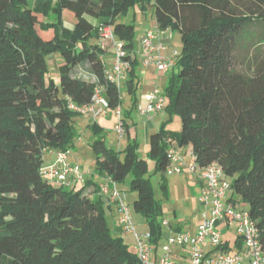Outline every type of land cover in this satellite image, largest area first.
<instances>
[{
    "label": "trees",
    "instance_id": "trees-1",
    "mask_svg": "<svg viewBox=\"0 0 264 264\" xmlns=\"http://www.w3.org/2000/svg\"><path fill=\"white\" fill-rule=\"evenodd\" d=\"M132 7L152 8L156 28L181 40L164 107L179 116L181 130L152 133L148 160L165 172L174 141L191 148L198 166H221L233 178L232 200L247 207L264 250V0H45L33 8L28 0H0V264H139L122 238L112 236L107 203L91 179L68 189L40 173L46 152L74 148L78 114L68 102L86 105L104 85L109 109L121 107V92L105 80L112 50L101 39L105 27L127 53L124 90L137 107L134 26L118 20ZM66 11L75 20L71 28ZM50 14L54 20L46 22ZM48 57L59 59L53 71ZM241 64L251 74L239 72ZM124 128L128 145L117 152L92 121L94 172L117 184L131 176L133 209L144 218L149 243L158 245L164 234L145 178L148 163ZM90 186L92 197L85 194Z\"/></svg>",
    "mask_w": 264,
    "mask_h": 264
},
{
    "label": "built area",
    "instance_id": "built-area-1",
    "mask_svg": "<svg viewBox=\"0 0 264 264\" xmlns=\"http://www.w3.org/2000/svg\"><path fill=\"white\" fill-rule=\"evenodd\" d=\"M167 31H160L157 28L144 33L141 39L140 57L144 65H152L157 72L171 74L177 66L179 53L172 50L165 55L167 49L164 43ZM172 37V33L168 34ZM102 42H109L112 45L113 57L111 68H105L106 82L115 85L121 92L128 77L131 67L127 59V53L122 49V43L118 42L111 27L101 30ZM105 86L97 85L93 91L90 102L83 106H77L68 102V109L78 115L87 116L95 121L98 117L104 116L109 109L108 101L104 97ZM138 114L144 117H153L164 111V96L158 91L148 92L144 96V102L137 104ZM119 118L116 133L119 139L125 136L124 124L121 120V109L114 110ZM69 152L57 151L53 164L42 167L40 173L48 182L71 187L73 184L83 183L91 176V171L75 163L68 162ZM169 164L165 169L167 175H175L187 171L203 181L204 186L198 196L202 209L201 222L196 232L170 234L165 237L161 245V254L156 262L153 261V253L149 243V234L136 233L132 223V212L127 204L126 193L117 188V183L110 177H103L98 185L97 194L107 203L114 204L117 208L118 226L124 234L134 237V252L139 264H177L176 254L173 247L185 248L188 252L190 264H264V250L260 242V232L250 220L248 212L242 210L232 194L231 183L227 175L217 163L206 167H200L194 162L193 154H190L191 163L186 166L184 158L180 157L172 149L167 151ZM230 193V195H229ZM235 225V237L241 245L238 253L229 252L226 247L223 235L218 231L220 225L230 228ZM164 223L163 225H165Z\"/></svg>",
    "mask_w": 264,
    "mask_h": 264
},
{
    "label": "rangeland",
    "instance_id": "rangeland-1",
    "mask_svg": "<svg viewBox=\"0 0 264 264\" xmlns=\"http://www.w3.org/2000/svg\"><path fill=\"white\" fill-rule=\"evenodd\" d=\"M43 2H45V0L39 1L37 3L35 2V0H29L28 6L30 8H33L36 5L41 4ZM65 13H66L65 26L71 28L75 23L73 14L68 11H66ZM53 20H54L53 14H50L45 18L46 22ZM118 20L119 22L122 23L133 24L134 26L133 51L135 55H138V53L141 50L142 32H145L148 29L153 28L156 23L153 9L149 8L145 13H143L138 8L132 7L125 14L119 17ZM173 37L174 40L172 42V49L168 51L169 54L172 52V50H176L178 53H180L181 51V40L179 34L173 33ZM92 43H97V42L94 40L92 41ZM245 54L246 51L243 50L238 52L237 57L239 58V61L244 60ZM55 58L48 57L47 59V63L50 71H53L55 68V63H54ZM57 62L59 61L57 60ZM104 63L108 69L111 68L110 67L111 63L107 61H104ZM238 71L241 73L251 74V69L246 68L244 64L239 65ZM155 72L162 79V81L160 82L161 85L158 84L157 87H153L148 92L156 90L161 95H163L164 107H165L168 103V98L165 94V88L167 86L170 74L165 75L159 73L157 72L156 69ZM147 85L148 84L145 82L144 76L143 75L139 76V85L135 92L136 97H140V95L145 90L144 88L146 89L148 88L146 87ZM121 105L122 106L120 107V109H121V114H122L121 118L123 119V124H125L126 122L130 123L131 126L130 130L132 137L131 140L135 137L136 139H138V143H139L138 154L140 158L147 160L146 159L147 154L143 153L144 147H143L142 137L140 135L137 137V135L134 133L133 130L134 123L136 124L138 123V110L137 107L132 104V101H130L129 94H127V92L124 89L121 90ZM123 109L126 112H128L131 109L130 116L124 118L125 113ZM164 116L166 117V124H165L166 131L179 133L181 130V120L179 116L175 114H169L166 111H164ZM80 120H81L80 115L74 117V128L76 131L74 145L78 144V148L77 149L73 148L69 152V155L76 156L77 159L79 160V164L84 166V168H90L94 170L95 161H94L92 149L90 147V145L94 140V136L90 130H87L86 126L82 127L79 124ZM95 121L99 122L104 127L105 137H106L105 143L109 148L114 149L117 152L118 151L122 152L126 149L129 139L127 138V136L122 139H119L118 134L116 133V127L119 124V118L115 115L114 110H108L104 116L98 117ZM83 130H87V131L84 132ZM188 173L189 172L186 169H184L183 173L181 174H175L169 176L165 172L156 171L155 168L152 167L151 161L149 162V169L145 175V178L149 180L153 198L159 206L161 212L160 223L162 225L163 231L165 232L172 230L176 226L181 227V231L183 232L194 231L200 222L201 207H199L200 204L197 200L198 191L196 188L195 181L188 175ZM227 180L229 183L231 184L233 183L232 177L227 176ZM130 182H131V176L128 175L123 179L121 183L117 184V188L120 191L126 193V198H127L126 202L129 205L132 212V223L136 233L139 234V233L148 232V228L145 224L144 218L141 216V214L136 213L133 209L132 204L136 197V194L130 190ZM163 185H165L166 188L165 191L161 188ZM237 205L242 210L247 211V207L242 206L239 203ZM115 217L116 216L106 217L107 225L111 231L112 236L117 238H122L123 242L129 247L131 251L134 252V242H135L134 237L132 235L124 234L123 232H120L118 229L117 230L114 229L116 226V221H114ZM164 223L166 224L163 225ZM234 229H235V225L231 223L230 230L233 231L231 232L233 238L235 236ZM221 231L222 233H224L223 230ZM171 232L172 234H176L175 231H171ZM173 250L176 252H184L187 253L188 255V252L185 248L173 247ZM185 261L187 262L186 264H190L189 260H185Z\"/></svg>",
    "mask_w": 264,
    "mask_h": 264
},
{
    "label": "crops",
    "instance_id": "crops-1",
    "mask_svg": "<svg viewBox=\"0 0 264 264\" xmlns=\"http://www.w3.org/2000/svg\"><path fill=\"white\" fill-rule=\"evenodd\" d=\"M39 1H42V0H35L36 3L39 2ZM28 3H29V0H28ZM155 29H156V23H155V26L153 28L148 29L147 31L155 30ZM147 31H145V32H147ZM145 32H142V36L144 35ZM169 33L170 32L167 31V34H166L165 39H164V43L167 46V49H166V51L164 53L165 55H169V52L168 51H170L172 49V42L174 40L173 39L174 38L173 37V34H172V37L171 38L168 37V34ZM112 53L113 52L111 50V52H109L110 55H106L105 61L111 63V59L113 57V54ZM134 57H135V60H136V67H135V69H136V73L138 74V77L141 76V75H143L145 82L148 84L146 86L148 88L147 89L144 88L145 90L140 95V97H136L138 103H141V102H144V96L148 93V91H150L153 87H157L158 84L161 85L160 82L162 81V79H161V77L159 75H157V73L155 72V69H154V67L152 65H144L143 64L142 58L140 57L139 53H138V55H135V53H134ZM57 60H59V59H56V61ZM138 80H139V78H138ZM132 100H133V98L130 96V101H132ZM123 111H124V109H123ZM130 111H131V109L128 112L124 111V113H125L124 114L125 115L124 118H127L128 116H130ZM164 111H162V112H160V113H158V114H156V115H154L153 117H150V118L144 117V116H141L140 114H138V123L137 124L134 123V125H133L134 126V128H133L134 133L137 135V137L139 135L142 137V142H143V147H144L143 153H146L147 155H148L147 152H148V149H149L148 148V146H149L148 145V143H149V136L152 133L157 132L162 127H165L166 117L164 116ZM92 121L93 120H91L87 116H81V120L79 121V124L82 127L83 126H86L87 127V130H90L89 129V126L92 124ZM96 123L104 129V127L99 122H96ZM124 125H126L128 127V135L131 136V130H130L131 126H130V123H127L126 122ZM87 130H83V131L86 132ZM124 137H126V136H124ZM135 139H136V137H135ZM136 140L138 142V139H136ZM77 148H78V144H75L74 145V149H77ZM168 149H172L180 157H183L186 166L189 165L192 162L191 161V158H190V154L192 153V151H191V148L189 146L179 147L173 141L168 146ZM55 154H56L55 151H48V152H46L44 154V157H43V165H42V167H48L51 164H53V162L55 160ZM146 159L148 160V157ZM148 161L150 162V160H148ZM148 161H147V163H148V169H149V162ZM68 162L75 163V164L80 165L79 164V160L77 159L76 156L69 155L68 156ZM151 163H152V167L154 168V163L152 161H151ZM80 166L83 168L84 171L85 170L91 171V176L85 177V178H86V180H90L91 179L93 181V183H95L97 185L96 187H98V185L101 183L103 177L97 175L94 172V170H92L90 168H84V166H82V165H80ZM188 175L195 181L196 188H197V191H198V196H199V194L201 192V189L204 186L203 181L200 180L199 178H197L195 175H192L190 173H188ZM82 186H83V183L82 184L81 183L80 184L77 183V184H73L71 187H67V188L68 189H73V188L78 189V188H81ZM93 188H95V187H93V186L88 187L85 190V194H87V195H89V196L92 197L93 190H94ZM230 196L233 197V193ZM197 200H198V197H197ZM105 208H107L105 210V216L106 217L116 216L114 218L115 219L114 221H116V226L117 227L115 226L114 229L115 230L118 229L120 232H122L121 229L118 226V215H117V208H116V206L114 204H107V207H105ZM201 213H202V209L200 208V222H201ZM200 222H199V224H200ZM196 229H197V227H196ZM196 229L194 231L183 232V231H181V227L176 226L175 228H173L170 231H166V232L163 231V234L164 235H163L162 241L158 245H152V244H150L151 249H152V253H153V261L156 262L158 260L160 254H161V245L164 243L165 237L167 235L172 234L171 231H175L176 234L177 233H191V234H194L196 232ZM221 230H223L224 233H222ZM218 231L223 235V238H224L226 247L228 248L229 252H231V253H238V252H240L241 245L239 244V242H237L235 236H234V238L232 237L231 232H233V231H231L230 228H227L225 225H220L218 227ZM144 233H148V232H144ZM139 234H143V233H139ZM172 235H174V234H172ZM172 250H173V248H172ZM173 252L176 254V262H177V264H186L187 262L185 260H189L187 253H184V252H176L174 250H173Z\"/></svg>",
    "mask_w": 264,
    "mask_h": 264
}]
</instances>
